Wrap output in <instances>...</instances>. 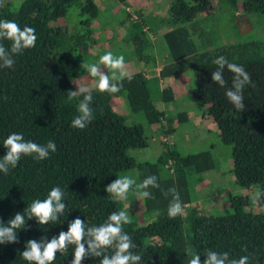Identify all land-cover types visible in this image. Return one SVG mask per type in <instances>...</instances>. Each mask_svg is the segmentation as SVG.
Here are the masks:
<instances>
[{"label":"trees","instance_id":"obj_1","mask_svg":"<svg viewBox=\"0 0 264 264\" xmlns=\"http://www.w3.org/2000/svg\"><path fill=\"white\" fill-rule=\"evenodd\" d=\"M74 1L24 0L17 10L9 9V4L0 6V20L15 21L21 29L33 27L37 36L35 47L14 54L12 68L0 67V158L6 154L3 142L11 133H22L25 140L41 145L48 141L57 145V150L50 152L47 159L22 156L7 175L0 172V222L6 225L18 212L24 213L26 220L24 228L17 231V243L0 244V264H29L21 255L27 241L44 244L57 238L60 232H67L69 224L77 218L86 227L103 224L112 212L120 211L117 202L105 191L107 185L119 173L131 170L138 173L139 183L154 175L160 185L149 189L152 198L143 199L144 210L152 215L150 222L142 226L134 222L124 225V231L136 245L132 251L142 256L141 264H188L189 250L200 255L201 264L208 250L228 252L229 259L248 255L249 264H264V214L243 210L250 206L251 199L247 196L231 200L232 214L215 217L184 210L183 214L169 218L167 209L172 196L165 195L168 189L178 191L184 208L190 202L186 175L190 171L207 172L213 163L206 152L182 157L176 151L167 150L155 163H139L130 156V151L149 146L146 130L137 123L127 124L112 109V98L124 97L129 112L141 113L148 126L166 122L164 112L154 106L141 73L131 75V80L125 78L119 92L91 90L95 118L83 130L71 126L78 115L77 104L83 97L68 99V92L75 91L73 82L78 67L63 48H67L68 42L79 45L81 38L87 41L91 34L90 20L98 15L93 0H82V13L90 18L68 31L60 21ZM115 1L125 4L129 0ZM214 1H172L173 28L161 37L171 59L164 70H171L172 66L178 74L196 70L192 98L206 106L204 118L216 125L220 141L231 146L236 184L243 189L256 186L264 191V60H232L229 55L234 50L227 49L232 46L205 50L208 45L203 48L199 45L194 39L199 32L194 20L210 17L214 13ZM257 1L246 0L245 11H256ZM260 1L264 4V0ZM188 23H192V29L184 26ZM0 44L6 49L11 47V41L6 39L0 40ZM219 56L243 66L251 75L252 83L243 90L244 111L238 112L225 95L234 75L227 66L221 70L227 81L225 87L211 80V73L218 67L213 61ZM172 99L170 96L164 101ZM178 117L179 122L188 119L186 113ZM163 127V138L174 132L171 122ZM168 160L174 167L170 179L162 178L159 171V165ZM57 186L64 191L66 204L57 221L40 225L34 217L28 218L29 205L34 200H44ZM261 200L258 206L264 210V192ZM74 248L69 245L67 253L58 252L52 264H71ZM112 252L109 248L106 254ZM101 258L87 256L81 264H99Z\"/></svg>","mask_w":264,"mask_h":264},{"label":"rangeland","instance_id":"obj_2","mask_svg":"<svg viewBox=\"0 0 264 264\" xmlns=\"http://www.w3.org/2000/svg\"><path fill=\"white\" fill-rule=\"evenodd\" d=\"M23 1L0 0V6L9 4V9L17 10ZM93 1L98 15L90 20L91 34L87 41L81 38L79 45L68 42L67 48H63L65 54H71L78 67L73 82L75 90L81 85L90 90L97 89L98 78L90 76L83 65L98 64L99 58L109 51L115 56L123 55L126 71L130 75L141 73L154 106L164 112L166 122H171L174 129L171 135L163 138L161 133L166 122L148 126L141 113L129 112L124 97L112 98V109L122 115L127 124L137 123L146 130L149 146L130 151V156L139 163H155L167 150L176 151L182 157L200 152L209 153L213 163L209 171L199 174L190 171L186 175L190 202L184 210H195L198 215L215 217L234 213L231 200L244 196L250 198L258 188L252 186L248 190L236 184L232 173L231 146L220 141L216 125L204 118L206 106L192 98L197 79L196 70L181 74L176 72L175 66L170 67L171 70H164L171 64V59L161 37L173 28L170 15L173 0H129L125 4L115 0ZM245 1L215 0L214 13L210 17L200 16L194 20L199 29L198 33H194V39L202 48L205 45H208L205 50L232 46L227 48L234 50L229 55L232 60H264V4L258 0L260 4L258 1L254 3L258 7L256 11H245ZM83 9L82 0L74 1L60 23L68 31L74 30L76 24L90 18L87 14L84 16ZM184 26L192 29V23ZM79 34L83 35L84 32ZM84 44H87L86 49ZM99 67L112 78V69L104 65ZM116 75L119 77L118 72ZM170 96L172 100L164 101V98ZM183 113H186L188 119L179 122L178 116ZM173 168L171 160L164 165L160 164V176L170 179ZM125 176L136 181L133 185L135 189L139 184L138 173L131 170L119 173L117 178ZM113 200L117 202L120 211H125L131 222L138 226L146 225L152 219V215L144 210L143 199L131 191L126 200ZM243 210L264 214V210L251 201L250 206Z\"/></svg>","mask_w":264,"mask_h":264},{"label":"clouds","instance_id":"obj_3","mask_svg":"<svg viewBox=\"0 0 264 264\" xmlns=\"http://www.w3.org/2000/svg\"><path fill=\"white\" fill-rule=\"evenodd\" d=\"M11 41L10 49H6L0 44V67L12 68L15 65L14 54H20L24 49L35 47L37 36L33 27L25 26L21 29L20 25L12 20H0V40ZM213 63L217 65V70L211 73L212 82L221 87H225L227 81L222 74V69L227 66L229 72L233 73L232 85L227 88L225 95L240 112L245 110L243 90L252 83L251 75L246 69L236 63L229 62L226 57L219 56ZM99 65L113 70V76L110 79L107 74L101 71ZM83 67L89 72L90 76L98 78L96 88L100 92L116 93L123 87V80H131V75L126 71L125 57L123 55L115 56L111 51L102 55L99 62L85 64ZM119 73L117 77L116 73ZM78 96L83 98L77 104V112L71 126L74 129L83 130L95 118L94 111L91 107L93 100L92 92L89 88L81 85L75 91L68 92V99L71 101ZM7 149L6 154L0 158V172L5 175L11 168H15L22 156H33L36 160H44L49 157L50 152L57 150L54 141H48L47 144L41 145L29 140H25L22 133H11L3 142ZM136 181L125 176L116 178L108 184L105 191L115 200H126L128 194L133 192L134 195L141 199L152 198L150 188H159L160 185L156 176H148L141 183L133 185ZM262 190L257 189L251 194V202L254 205L260 204ZM171 194L172 200L169 203L167 214L169 218H175L184 212L180 195L175 188H170L165 195ZM64 191L59 187H53L44 200H34L27 208V217L35 218L40 225L48 224L50 221L55 222L58 214H63L66 208L64 201ZM24 213H16L14 218L10 219L7 224L0 222V244L17 243V231L25 226ZM131 223L130 216L123 210L112 212L107 220L99 226H87L85 222L77 218L73 220L68 227L67 232H60L57 238L40 244L35 240H29L26 243L25 250L21 253L22 258L29 264H52L56 259V254L67 253L68 246L74 245L73 258L71 264H81V261L87 256L102 257L99 264H141L142 256L132 250L136 247L132 238L124 231V225ZM87 243V248H85ZM113 249L111 255L106 254L108 249ZM247 252V249L244 248ZM188 255L191 257L188 264H201L200 255L189 250ZM206 259L203 264H249L250 257L243 255L238 259H229L228 252H217L208 250Z\"/></svg>","mask_w":264,"mask_h":264},{"label":"built area","instance_id":"obj_4","mask_svg":"<svg viewBox=\"0 0 264 264\" xmlns=\"http://www.w3.org/2000/svg\"><path fill=\"white\" fill-rule=\"evenodd\" d=\"M98 1H103V0H98Z\"/></svg>","mask_w":264,"mask_h":264}]
</instances>
